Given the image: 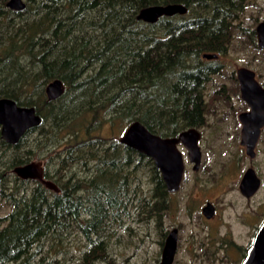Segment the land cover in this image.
Returning a JSON list of instances; mask_svg holds the SVG:
<instances>
[{"label": "trees", "instance_id": "1", "mask_svg": "<svg viewBox=\"0 0 264 264\" xmlns=\"http://www.w3.org/2000/svg\"><path fill=\"white\" fill-rule=\"evenodd\" d=\"M8 1L0 0V98L34 106L43 124L28 135L38 131L51 140L62 134L59 168L80 164L93 170V179L80 187L62 182L61 196L41 182L29 188L23 179L20 197L2 187L13 209L0 216V264H29L44 239L72 228L88 241L75 264H114L105 232L123 211L129 214L130 176L140 167L151 173L154 203L144 200L153 213L165 210L169 193L151 157L99 130L110 126L120 134L139 120L170 137L205 125L202 89L217 61L201 56L229 48L250 0H27L23 11L10 9ZM172 3L188 12L156 23L137 18L144 7ZM57 78L66 91L50 101L46 86ZM27 137L13 167L32 157L33 149L23 150ZM81 213L93 221L80 223Z\"/></svg>", "mask_w": 264, "mask_h": 264}, {"label": "rangeland", "instance_id": "2", "mask_svg": "<svg viewBox=\"0 0 264 264\" xmlns=\"http://www.w3.org/2000/svg\"><path fill=\"white\" fill-rule=\"evenodd\" d=\"M262 21L264 0H250L241 14L228 53L218 62L223 63L221 72L211 74L203 89L207 116L205 125L199 128L202 132L201 169H193L188 151L184 148L187 178L180 191L169 193L166 208L160 214L150 211L144 200L148 198L154 203L152 190L155 183L151 173L140 167L135 176H130L129 214L123 211L117 220L109 223L105 232L109 234L108 251L114 258V264H158L165 240L174 228L179 230L174 264L242 263L243 248L251 245L264 219V134L256 147L257 156L251 159L241 145L242 125L238 119L239 113L248 106L238 88L234 91L233 87L238 86L234 75L242 66L255 70L264 82V49L259 46L256 35L244 33L242 28L255 30ZM123 131L119 134V130L105 126L99 130V135L119 138ZM61 136L56 134L50 140L39 138L38 131L31 133L28 146H24L23 150L33 149V161L48 164L52 171L57 170L59 154L64 146ZM49 143L53 144L48 147ZM13 154L14 150H7L0 161V171L11 174L10 170H4V166ZM251 166L261 177L262 186L254 197L248 199L240 192V182ZM73 168L76 167L68 168L67 172L70 173ZM19 183V180H10L4 184V191L7 193L13 187H20ZM36 183L32 181L29 188ZM1 188L0 184V191ZM209 200L217 207L215 217L210 220L202 213V207ZM12 209V204L0 193V216L8 215ZM41 243V251L29 264H75L88 246L86 237L78 228L48 237ZM97 264L111 263L99 260Z\"/></svg>", "mask_w": 264, "mask_h": 264}, {"label": "water", "instance_id": "3", "mask_svg": "<svg viewBox=\"0 0 264 264\" xmlns=\"http://www.w3.org/2000/svg\"><path fill=\"white\" fill-rule=\"evenodd\" d=\"M7 6L15 11H23L27 8V0H9ZM188 8L181 3L167 5H150L140 10L137 15L139 20L147 23H156L163 16L184 15ZM259 43L264 48V22L258 27ZM204 57H217L216 54L205 53ZM242 97L250 105V111H244L239 118L242 122L241 144L246 147V153L250 158L256 156V146L264 127V89L255 79V74L247 68L239 69ZM66 91L63 80L57 78L46 86V94L50 101L60 98ZM0 124L2 136L8 142L18 144L26 132L43 124V118L37 113L34 106H22L16 100L9 97L0 98ZM201 132L196 128L182 131L178 136L165 137L152 132L139 120L128 125L120 142L151 157L160 170L168 191L178 192L184 179L186 163L182 144L188 151L189 159L194 163V169L198 170L202 162V149L199 144ZM25 179L43 178V166L41 162H30L21 165L14 170ZM50 187H55L52 182L45 181ZM261 186V179L256 170L250 167L244 173L240 182V191L246 198L254 196ZM56 188V187H55ZM204 214L211 218L215 214L213 204L204 208ZM178 228L173 229L167 236L162 250L161 261L158 264H173L178 247ZM242 264H264V222L260 226L255 239L248 250Z\"/></svg>", "mask_w": 264, "mask_h": 264}, {"label": "flooded vegetation", "instance_id": "4", "mask_svg": "<svg viewBox=\"0 0 264 264\" xmlns=\"http://www.w3.org/2000/svg\"><path fill=\"white\" fill-rule=\"evenodd\" d=\"M237 20H241V15L239 16V18L237 19ZM238 21V22H239ZM238 22H236L238 25H239V23ZM264 21H262V22H260L259 24H258V26L256 27V29L255 30H248V28H244L243 26H242V28H243V30H244V33H252V34H254V35H256L257 36V38H258V44H259V46L262 48V49H264L261 45H260V43H259V31H258V27H259V25L261 24V23H263ZM239 27V26H238ZM234 35H235V33L233 34V36H232V39H231V41H230V44H231V42L233 41V37H234ZM228 50L229 49H227L225 52H206V53H212V54H216L217 55V57H213V58H206V57H204V54L205 53H203L202 54V59L203 60H205V61H211V62H216L215 63V66H216V69H217V72H221V70H220V67H222L223 66V63H218L219 61H220V58L222 57V56H224V55H226L227 53H228ZM212 65V64H211ZM214 65V64H213ZM240 68H247V69H249V70H251L252 72H254V74H255V79L258 81V83L260 84V86L264 89V82H262L261 80H260V78H259V76H258V74H257V72L255 71V70H253L252 68H249V67H247V66H242V67H239L237 70H236V75H234L235 76V78H234V80H235V82H236V84H238V86H236V87H233V90L234 91H236L237 90V88H238V90H239V93H240V95H241V98H242V100L247 104V102L243 99V97H242V91H241V80H240V77H239V69ZM209 69V68H208ZM208 69H206V70H208ZM205 87H203V89H204ZM203 89H202V97H203V99L205 100V92L203 91ZM2 98V97H1ZM247 109L246 110H244V111H250L251 110V107H250V105L249 104H247ZM244 111H242V112H244ZM242 112H240L239 113V115H238V119H239V121H240V123H241V125H242V122H241V120H240V118H239V116H240V114L242 113ZM207 116V115H206ZM190 128H196V129H198L199 130V128H197V127H190ZM242 128H243V125H242ZM242 128H241V136H242ZM189 129V128H188ZM185 130H187V129H185ZM29 131V130H28ZM28 131L26 132V134L22 137V139L25 137V136H29L28 135ZM184 131V130H183ZM200 131V130H199ZM2 126H1V124H0V161H2L1 159H2V157L6 154V152H7V150L8 149H12V150H14V154H13V157L8 161V163L7 164H5V166H4V170H10L11 171V174H9L8 172H2V171H0V184H1V186L2 187H4V184H8L9 182H10V180H15V181H20L21 179H23V180H25V182H28V181H30V182H32V181H37V182H41L42 184H44L45 186H48L47 184H46V182L45 181H47V182H52L54 185H55V187L53 188V187H50V186H48V187H50L51 189H53L54 191H56L57 193H58V195L59 196H61L62 194H63V192H62V188H65V185L62 183V182H70L71 184H73V183H76L75 185H76V187H80V185H82V182H84V181H86V180H88V179H93V170L91 169H89V168H86L85 166L84 167H82V165H80V164H77L75 167L76 168H73L72 169V171H70V173H68L67 172V170L66 169H62L61 170V168H59V166H58V169L57 170H51L50 168H49V166H48V164H46V163H42V166H43V178H44V180H40V179H25V178H22V177H20L14 170H15V168L16 167H18V166H21V165H18V166H14L13 167V164L15 163V161H13L14 159H16L17 158V156L19 155V153H20V150H19V143L18 144H13V143H10V142H8L6 139H4L3 138V136H2ZM201 132V131H200ZM155 133V132H154ZM181 133V132H180ZM179 133V134H180ZM264 134V127L262 128V130H261V135H260V137L262 136ZM123 135V134H122ZM121 135V136H122ZM201 137H202V132H201ZM3 140V141H2ZM26 140H28V137L26 138ZM259 140H260V138H259ZM259 140H258V142H259ZM200 141H201V139H200ZM200 141H199V144H201L200 143ZM53 144V143H52ZM52 144H48V147L50 146V145H52ZM17 145V146H16ZM242 145V144H241ZM257 145H258V143H257ZM22 147V146H21ZM245 147V146H244ZM257 147V146H256ZM180 148H181V150L183 151V154H184V157H185V151H184V146L181 144L180 145ZM246 148V147H245ZM186 149V148H185ZM187 150V149H186ZM139 152V151H138ZM247 154V153H246ZM256 156H257V151H256ZM255 156V157H256ZM188 157H189V155H188ZM254 157V158H255ZM254 158H251V159H254ZM189 161L191 162V160L189 159ZM30 162H40V161H33L32 160V158L29 160V162L28 163H30ZM5 163V162H4ZM185 163H186V159H185ZM193 163V162H192ZM25 164H27V163H25ZM25 164H23V165H25ZM202 164H203V156H202V162H201V166H202ZM201 166H200V168L198 169V170H195L194 169V163H193V169L195 170V171H199L200 169H201ZM90 167V166H89ZM252 167V166H251ZM250 168V167H249ZM186 169H187V163H186ZM255 169V168H254ZM257 172V171H256ZM185 174H186V170H185ZM185 174H184V179H183V181L184 180H186V178H187V176H185ZM258 174V173H257ZM259 176V175H258ZM163 177V176H162ZM260 177V176H259ZM17 178V179H16ZM260 179H261V177H260ZM164 180V179H163ZM6 181L8 182V183H6ZM165 182V181H164ZM166 184V183H165ZM182 185H183V182H182ZM182 185H181V187H182ZM261 186H262V179H261ZM261 186H260V188H261ZM9 187V185H7V188ZM25 187V186H24ZM18 188H21V187H13V188H11L10 190V192H12V191H15V193H18L17 191V189ZM166 188H167V186H166ZM260 188H259V190H260ZM167 190H168V188H167ZM181 190V189H180ZM179 190V191H180ZM258 190V191H259ZM258 191H257V193H258ZM241 192V191H240ZM27 192L25 191V194H26ZM83 193H85L84 191H83V189H82V191H79V192H76L75 194H83ZM168 193H170V194H173V193H171V192H169L168 191ZM175 193H177V192H175ZM256 193V194H257ZM23 194V189H21L20 190V193H18V196L20 197V195H22ZM68 194H74V193H68ZM255 194V195H256ZM243 195V194H242ZM254 195V196H255ZM254 196H252V197H254ZM251 197V198H252ZM248 199H250V198H248ZM213 204V206L215 207V214H214V216L213 217H215V215H216V212H217V207H216V205L212 202V200H209V201H207L206 202V204L202 207V213H203V215L205 216V214H204V208L208 205V204ZM206 217V216H205ZM213 217H211V218H207V219H212ZM88 221V222H90V221H93V215H89L88 213H81L80 214V216H79V222L80 223H85V221ZM264 222V219H263V221L260 223V225H259V227L257 228V231H256V233H255V235H254V238H253V241H254V239H255V236H256V234H257V232H258V230H259V228H260V226L262 225V223ZM175 229V228H174ZM171 232V231H170ZM169 232V233H170ZM253 243V242H252ZM252 243H251V245H252ZM232 244H233V240H232ZM238 244H236V246H237ZM251 245L249 246V247H245V248H243V252H242V255H243V260H242V263H243V261H244V259L246 258V256H247V253H248V250H249V248L251 247ZM178 248V247H177ZM176 254H177V252H176ZM175 258H176V256H175ZM241 263V264H242ZM174 264V263H173Z\"/></svg>", "mask_w": 264, "mask_h": 264}, {"label": "bare ground", "instance_id": "5", "mask_svg": "<svg viewBox=\"0 0 264 264\" xmlns=\"http://www.w3.org/2000/svg\"><path fill=\"white\" fill-rule=\"evenodd\" d=\"M21 142V141H20ZM17 146V145H16Z\"/></svg>", "mask_w": 264, "mask_h": 264}]
</instances>
